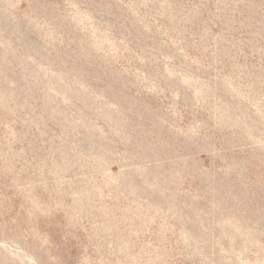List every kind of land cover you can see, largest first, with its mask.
<instances>
[{"label": "rangeland", "instance_id": "obj_1", "mask_svg": "<svg viewBox=\"0 0 264 264\" xmlns=\"http://www.w3.org/2000/svg\"><path fill=\"white\" fill-rule=\"evenodd\" d=\"M0 264H264V0H0Z\"/></svg>", "mask_w": 264, "mask_h": 264}]
</instances>
